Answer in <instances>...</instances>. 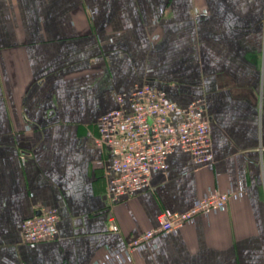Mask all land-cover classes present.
Instances as JSON below:
<instances>
[{
	"label": "crops",
	"instance_id": "0c3cea01",
	"mask_svg": "<svg viewBox=\"0 0 264 264\" xmlns=\"http://www.w3.org/2000/svg\"><path fill=\"white\" fill-rule=\"evenodd\" d=\"M145 81L203 98L213 162L176 149L109 203L95 123ZM215 191L236 197L125 264H264V0H0V264H98ZM48 208L56 238L28 245L21 221Z\"/></svg>",
	"mask_w": 264,
	"mask_h": 264
},
{
	"label": "built area",
	"instance_id": "2783aa9c",
	"mask_svg": "<svg viewBox=\"0 0 264 264\" xmlns=\"http://www.w3.org/2000/svg\"><path fill=\"white\" fill-rule=\"evenodd\" d=\"M94 144L107 152L102 166L105 194L109 203L137 195L150 185L153 174L168 169V156L176 149L188 153L195 166L213 162L210 120L203 98L182 106L167 93L145 81L128 93L115 95V106L96 120ZM232 191L212 192L188 209H163L157 225L132 237L123 247H106L98 264H125L147 248L155 235L173 233L189 220L226 207ZM58 213L42 210L20 223L23 241L30 246L56 238Z\"/></svg>",
	"mask_w": 264,
	"mask_h": 264
}]
</instances>
